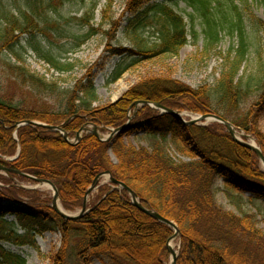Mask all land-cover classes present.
<instances>
[{
  "label": "trees",
  "instance_id": "trees-1",
  "mask_svg": "<svg viewBox=\"0 0 264 264\" xmlns=\"http://www.w3.org/2000/svg\"><path fill=\"white\" fill-rule=\"evenodd\" d=\"M105 1L97 26L94 19L99 0H91L81 16L66 18L85 28L75 37L70 51L97 33L108 38L116 35L119 19L112 14L115 0ZM158 1L126 0L122 13L128 15L125 28L136 35V40L133 47L107 42V49L121 56L115 63L112 80H118L142 60L178 54L189 42L190 32L198 36L194 24L188 29L183 14ZM183 1L192 9L189 17L201 19L206 49L215 46L225 27L230 34L239 36L238 44L224 56L220 76L212 84L198 88L170 75L149 76L117 100L95 104L98 94L91 68L73 85L62 86L29 69L22 57L30 48L60 74L76 66V61L55 53L51 34H47L53 23L49 11L53 10L54 0H0V61L3 58L11 71L32 82L35 90L48 92L52 100L47 106L32 108L0 94V163L14 170L7 176L0 174V264L27 263L23 255L5 247L3 241L34 245L36 237L47 232L61 234L60 247L50 253L53 264H92L94 258H106L108 264H168V239L173 230L134 205L126 189L110 182L99 184L89 195L91 210L80 218L65 219L52 207V198L14 183V179L35 182L21 172L49 179L57 186L63 207L77 211L96 176L106 170L130 186L145 206L177 223L181 238L177 264H264V231L254 221V215L238 216L224 210L214 191L215 180L222 178L228 189L264 200V170L257 153L237 142L223 123L188 124L149 104L135 110L136 101H148L170 109L217 114L254 135L264 155V133L258 125L264 111V75L240 74L249 51L244 12L236 0ZM223 1H227L224 8ZM152 19H156L157 35L149 41L138 31ZM254 91L259 99L244 117H230L226 110L238 108ZM130 116V125L107 141L88 131L72 143L60 131L34 123L20 125L27 120L45 122L62 127L71 138L84 125H97L102 130L117 128ZM138 131L146 132L144 138L181 145L191 159L126 146L123 138ZM110 149L116 161L109 155ZM17 153L13 160L6 158ZM8 214L16 218L10 226L5 225ZM16 223L23 232L18 231Z\"/></svg>",
  "mask_w": 264,
  "mask_h": 264
},
{
  "label": "rangeland",
  "instance_id": "rangeland-1",
  "mask_svg": "<svg viewBox=\"0 0 264 264\" xmlns=\"http://www.w3.org/2000/svg\"><path fill=\"white\" fill-rule=\"evenodd\" d=\"M105 2V0H99V6L94 19L96 26L101 19V10ZM125 2L126 0H115L114 2L112 14L115 15V18L119 19V26L113 38H108L103 33H97L80 48L75 51H70L75 37L83 33L85 28H83V25L77 23V21L67 20L66 18L74 15L81 16L86 6L91 4V0H54L52 6L53 10L49 11V18L53 21V25H49L47 29L49 32L47 34L48 36L51 34V43L55 53L62 58H69V60L76 61V66L72 71L60 74L54 69H50L49 66L43 60L39 59L37 54L29 48V50L22 53V57L26 60L27 67L40 75H45L47 81L56 80L62 86L73 85L77 79L82 78L88 69L91 68L95 73V85L98 94V100L95 104H103L117 100L128 88L139 80L154 75H170L195 88L212 84L222 73L224 56L232 46L238 44V34H230L229 28L225 27L222 30L221 39L215 46L206 49L204 35L200 31L201 19L198 17L194 19L189 17V13L192 12L191 7H188L183 0H159V3L168 4L176 11L183 14L185 20L189 23V30L192 29L191 26L194 24L199 32L198 36L194 37L192 32H190L189 42L179 50L178 54H167L152 59L142 60L139 64L128 69L118 80L114 81L111 78V74L115 63L121 59V56L112 54V52L107 49V42L111 43L113 46L133 47L136 40V35L132 34L131 30H126L125 28L128 16L126 14L122 15ZM226 2L227 1L222 2L223 8L226 6ZM236 3L241 7V11L244 12L247 19L245 20V36L249 43L248 59L244 63L240 74L245 75V77L261 73L264 75V0H248L246 4H242L241 0H236ZM256 25H258V28L255 27ZM109 27V25H106L107 29H109ZM156 28V19H152L146 26L141 27L138 33L149 41H154L157 35ZM139 35H137V37H140ZM39 38L43 39L42 36ZM12 59L14 61L13 57ZM0 94H5L15 101L26 103L27 107L32 108H38L44 105L47 106V103L52 102L48 92L35 90L32 87V82L24 80L21 76L19 77L17 71H11L9 67L4 64L3 58L0 61ZM257 99H259V94L254 91L245 103H242L238 108H229L226 111L232 118L242 116L254 103H256ZM140 105L143 104H136L135 110H137ZM177 111L181 113L182 118L186 121H189L188 119L190 118L207 114L193 112L187 109ZM213 122L215 121L212 119H206L194 124L208 125ZM258 125L261 132L264 133V111L259 116ZM234 126L238 131V136L241 134H248L259 145L254 135L240 130L236 125ZM89 127L92 129L91 125ZM111 129L112 127H107L106 130L99 128L98 132L100 137L109 139L108 137L111 136L110 134L113 131ZM145 136V131H138L125 136L123 138V143L126 146L131 145L135 149L145 147L149 151L159 150L177 159H191L189 155L181 149V145L171 140L162 141L155 137L144 138ZM71 138L73 139L74 137ZM113 138L114 136L112 139ZM109 155L112 157L113 161L117 160L112 149H110ZM261 167L264 170L262 162ZM0 174L4 176L8 175L2 170H0ZM14 183L26 189L37 190L43 193L44 196L52 198L53 200L54 191L51 186L43 185V183L40 182L20 181L17 179H14ZM103 183H108L107 176L102 177L100 184ZM0 185L2 184L0 183ZM96 190L97 188L94 191ZM214 191L218 205L224 210L233 212L238 216L245 214L254 215V221L258 227L264 231V200L250 198L251 195L248 193H240L228 189L222 178H217L215 180ZM24 208L26 210L29 209L26 206ZM77 211H79V209ZM77 211H72V213H76ZM5 219L7 220L6 226H10L12 221L16 220L13 214H8ZM16 225L19 232L24 231L17 223ZM173 241L175 244L173 248L178 250L179 254L181 238L177 237ZM3 244L8 249L23 255L26 258V264H53L50 253L60 247L61 234L57 232H47L43 236H37L36 244L34 245H15L6 241H3ZM70 262L72 263V260ZM108 262L106 258H94L92 264H108ZM167 262L170 264L171 255Z\"/></svg>",
  "mask_w": 264,
  "mask_h": 264
},
{
  "label": "water",
  "instance_id": "water-1",
  "mask_svg": "<svg viewBox=\"0 0 264 264\" xmlns=\"http://www.w3.org/2000/svg\"><path fill=\"white\" fill-rule=\"evenodd\" d=\"M134 104L135 105L136 104L137 105L138 104H151V106H153L155 108H158V109H161V110H163V112L170 113V114H172L174 116H177L180 119H182V115H181L180 112H178L175 109H170V108L166 107L165 105H163V104H161L159 102L149 103L148 101H136ZM131 119H132V117H130L129 120L124 125L116 128L111 133V136L114 135V134H116V133H118V132H120L121 130L127 128L129 126V124H130V120ZM206 119H212L214 121H218V122H221V123L225 124L226 127L228 128L229 132L234 137V139L237 142H239L240 144L244 145L245 147H247V148L255 151L257 153V155L260 157V159H261V161H262V163L264 165V155L262 153V150H261L260 146L248 134H241L240 136H238V131H237L236 127L234 126V124L232 122L224 119L223 117H221V116H219L217 114H212V113H207V114H204V115H200V116H198L196 118L190 119L187 122L189 124H194V123H197L198 121H203V120H206ZM24 123H35V124H38V125H42V126L51 128L53 130H62L60 126H53V125H49V124H45V123H41V122H37V121H32V120H27ZM86 129H87V127L86 126H83L77 132V138H78V140L81 138V133L83 131H85ZM92 132L95 135H97L98 137H100V134L98 132V126L97 125H95L93 127ZM63 134H64L65 138L68 139V134L66 132H63ZM17 156H15L14 158H16ZM0 169L1 170H4L5 172H8V171H11L12 170V169H10V168L2 165V164H0ZM23 174L34 178L37 182H40V183H48L52 187V189L54 190V196H53L52 206L65 219H75V218L82 217L89 210L88 205H87V200H88L89 194L93 190L96 189V187L98 186V184H99V182H100V180H101V178L103 176H108L109 177V180L112 183H114L116 187L124 188V189H126L130 193V196H131V199H132V203L134 205H136L141 211H143L144 213L152 216L156 220H158V221H160L162 223H165V224L169 225L170 227H172L174 229L173 235H171L170 238L168 239V249H169L170 254H171V262H170V264H177L178 250L174 249L173 246H172V244H171L172 241L180 235V229L178 228L177 223H175L173 220H171V219L163 216L162 214H160L159 212L155 211L154 209L145 206L142 203V201H141L140 197L138 196V194L130 186H128L125 182H123V181H121L119 179L114 178L112 176V173H111L110 170H106V171H104V172H102V173H100L99 175L96 176V178L94 179L92 185L87 190L86 197H85L83 206H82L81 210L77 214H71V213L65 212L64 210H62V209L59 208V206H58L59 191H58L57 186L52 181H50L49 179H46V178H37L35 176L29 175V174H26V173H23Z\"/></svg>",
  "mask_w": 264,
  "mask_h": 264
},
{
  "label": "bare ground",
  "instance_id": "bare-ground-1",
  "mask_svg": "<svg viewBox=\"0 0 264 264\" xmlns=\"http://www.w3.org/2000/svg\"><path fill=\"white\" fill-rule=\"evenodd\" d=\"M162 111H163V110H162ZM199 116H200V115H199ZM197 117H198V116H197ZM195 118H196V117H195ZM43 185H48V186H50L48 183H43ZM58 206H59L60 209L63 210V207H62V205H61L60 202H58ZM171 244H172V246L175 245V244H174V241H173Z\"/></svg>",
  "mask_w": 264,
  "mask_h": 264
}]
</instances>
